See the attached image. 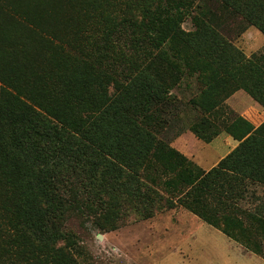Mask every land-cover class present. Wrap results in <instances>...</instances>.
I'll return each mask as SVG.
<instances>
[{"label": "trees", "instance_id": "1", "mask_svg": "<svg viewBox=\"0 0 264 264\" xmlns=\"http://www.w3.org/2000/svg\"><path fill=\"white\" fill-rule=\"evenodd\" d=\"M215 12L264 34V0H0V264H80L70 217L155 201L264 259V122L225 111L241 90L264 107V53ZM184 81L200 85L190 131L239 142L209 171L168 138Z\"/></svg>", "mask_w": 264, "mask_h": 264}, {"label": "rangeland", "instance_id": "2", "mask_svg": "<svg viewBox=\"0 0 264 264\" xmlns=\"http://www.w3.org/2000/svg\"><path fill=\"white\" fill-rule=\"evenodd\" d=\"M215 16L220 25L229 28V38L247 58L264 53L261 31L255 27L244 30L240 18L219 12H215ZM183 27L187 31L194 29L191 20ZM199 92L200 85L196 81H184L172 92L177 98L174 105L180 111L175 118L179 122L171 127L169 132L174 133L168 138L174 148L208 171L233 149V138L223 132L207 144L190 131L193 122L202 117L200 110L195 111L189 105ZM225 107L226 112L243 116L255 124L264 122V107L243 90L230 97ZM157 191L166 195L162 189ZM99 212L84 206L76 212V217L66 222L67 231L77 237L75 257L80 264H264V260L248 256L243 247L182 206L168 209L156 201L148 206L124 204L120 208V219L115 223L100 219ZM148 212L152 214L149 218L146 217Z\"/></svg>", "mask_w": 264, "mask_h": 264}, {"label": "crops", "instance_id": "3", "mask_svg": "<svg viewBox=\"0 0 264 264\" xmlns=\"http://www.w3.org/2000/svg\"><path fill=\"white\" fill-rule=\"evenodd\" d=\"M239 92V91H238ZM225 133V132H224ZM229 137H230V135H229ZM232 139V138H231ZM233 140V146H232V150H229L228 151V154H227V156L233 151V150H235L238 146H239V142L238 141H235L234 139H232ZM225 158V157H224ZM223 157L219 160V161H217V164H214V165H212V167L210 168V169H208V171L209 170H211L212 168H214L215 166H217L218 165V163L222 160V159H224ZM255 189L257 188L258 190L256 191V197H259L261 200H263V202H264V188L263 187H258V186H256V187H254ZM255 189H252V192L255 190ZM261 200H259V204H261V207H262V209L264 210V203H262L261 202ZM255 200H254V198H251V195L249 196V198L246 200V201H244L243 203H242V206H244L245 208H250V207H253V203L252 202H254ZM207 224V223H206ZM192 227H194L193 225H192ZM221 232V231H220ZM188 238V237H187ZM230 241H233L234 243H237V242H235L234 240H232V239H230ZM238 244V243H237ZM238 245H240V244H238ZM241 246V245H240ZM241 247H243V246H241ZM243 249H244V251L246 252V254H248V256H257V255H255V254H253V253H251V252H249V251H247L244 247H243ZM259 259H262V260H264L262 257H260V256H257Z\"/></svg>", "mask_w": 264, "mask_h": 264}]
</instances>
